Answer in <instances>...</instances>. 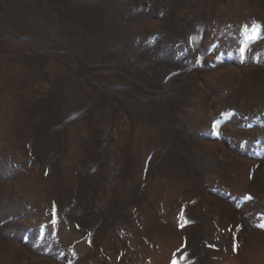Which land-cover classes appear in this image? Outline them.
Masks as SVG:
<instances>
[{"label":"rangeland","instance_id":"rangeland-1","mask_svg":"<svg viewBox=\"0 0 264 264\" xmlns=\"http://www.w3.org/2000/svg\"><path fill=\"white\" fill-rule=\"evenodd\" d=\"M0 264H264V0H0Z\"/></svg>","mask_w":264,"mask_h":264}]
</instances>
